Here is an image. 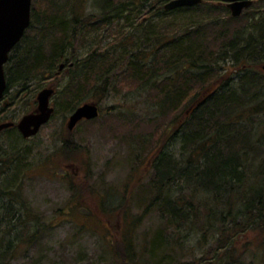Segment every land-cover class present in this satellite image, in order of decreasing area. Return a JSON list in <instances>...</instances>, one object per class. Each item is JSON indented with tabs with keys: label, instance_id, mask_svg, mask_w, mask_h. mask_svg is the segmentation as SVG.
I'll list each match as a JSON object with an SVG mask.
<instances>
[{
	"label": "trees",
	"instance_id": "obj_1",
	"mask_svg": "<svg viewBox=\"0 0 264 264\" xmlns=\"http://www.w3.org/2000/svg\"><path fill=\"white\" fill-rule=\"evenodd\" d=\"M165 1L170 0H99L102 12L83 18L88 0H33L31 25L5 66L6 92L27 93L37 80L55 77L64 63L71 80L62 93L72 113L121 67L122 80L144 96L152 119L176 114L178 123L166 124L158 140H147L154 175L137 189L145 185L151 194L139 218L155 211L160 224L139 251L130 236L118 242L119 259L189 264L179 254L182 240L193 237L205 248L193 264H264V72L254 68L264 62V0H254L240 16L222 0L170 10ZM198 10L186 13L176 30L165 21L166 15L185 14L172 12ZM114 33L125 46L103 45ZM40 81L33 97L44 87ZM1 111L0 122L16 121L2 106ZM9 130L13 141L20 140L17 128ZM22 196L20 184L1 192L0 209L13 206L14 198L20 204L1 213L0 264H12L21 244L41 237L40 215L30 214ZM250 233L259 236L252 247L258 260L247 262L254 245Z\"/></svg>",
	"mask_w": 264,
	"mask_h": 264
},
{
	"label": "rangeland",
	"instance_id": "obj_2",
	"mask_svg": "<svg viewBox=\"0 0 264 264\" xmlns=\"http://www.w3.org/2000/svg\"><path fill=\"white\" fill-rule=\"evenodd\" d=\"M258 4L261 3L258 2L254 7ZM37 5L43 6L41 3ZM86 6L87 13L82 14L83 18L94 12H102L99 0H88ZM193 12L202 11L172 12L185 14L166 15L165 21L168 26L170 22L173 23V29L176 30L184 22L186 13ZM102 34L103 32H99L96 38L101 39ZM33 35L34 33L30 37ZM92 38L93 35H90L87 46ZM118 38L114 33L103 45L107 42L119 43L123 39ZM122 43L125 46L126 40ZM263 64L264 62L254 65V68L264 72ZM231 65L229 62L227 66ZM234 69L238 68L235 66ZM120 70L121 67H118L113 72L106 86L96 88V93L85 95L87 97L82 103L97 102L100 115L81 121L73 131L67 126L71 114L68 113L70 104L62 93L65 84L71 80V73L58 68L55 70V77L37 80L40 81L39 84L44 83V87L53 84L57 89L52 98L56 111L51 120L37 135L31 138L21 137L18 141L12 140L9 129L1 131L0 154L6 162L0 169L3 171L5 168L4 175H0V196L7 186L20 184L22 198L29 211L31 210L30 214L38 213L43 225L41 237L32 244H21L12 264H125L119 259L121 254H118V242H123L125 237L130 236L135 239L138 250L145 237L152 234L160 224L155 211H151L145 218H139L151 194L145 190V185H142L141 191L137 189L139 182L149 183L154 175L151 171L153 157L147 154L151 148L147 140H158L164 126L175 121L176 114L159 116L158 120L152 119L150 116L153 114L145 105L144 96L136 94L129 81L122 80L123 73ZM224 72L225 70L222 71ZM38 82L29 85L27 93L13 95V91L7 95V100H14L7 107L2 105L7 110L8 117H16L14 120L18 121L23 114L35 107L40 89L36 96L33 97L32 94ZM3 113L5 111H1L0 115ZM177 123L178 120L172 127L175 128ZM15 138L19 139L18 136ZM68 138L73 141L63 146L61 140ZM12 150L19 151L14 154L13 167L7 169L10 165L8 151ZM59 170L61 172L57 175ZM15 189L13 193H17ZM4 201L6 202L5 199ZM11 204L13 206L0 209V220L1 213L15 209L20 203L14 198ZM108 206L114 208L109 211ZM20 233L23 235V228ZM247 238L254 245L251 244L247 249L246 260L256 261L258 259L253 255L252 247L256 248L259 236L250 233ZM182 246L184 251H180L179 258L181 262L189 264H193L205 251L204 247L196 245L193 237L183 239ZM238 246L243 249L244 243L240 242ZM186 248L189 251L186 252ZM257 251L259 256L258 247ZM145 253L152 256L151 251L147 250ZM153 262H147L141 256L138 258V264ZM126 264L134 263L129 261Z\"/></svg>",
	"mask_w": 264,
	"mask_h": 264
},
{
	"label": "water",
	"instance_id": "obj_3",
	"mask_svg": "<svg viewBox=\"0 0 264 264\" xmlns=\"http://www.w3.org/2000/svg\"><path fill=\"white\" fill-rule=\"evenodd\" d=\"M226 2L233 16L242 15L254 0H222ZM202 0H170L165 4L167 10L183 6H192ZM33 0H0V102L7 89L5 65L14 47L20 43L27 29L31 25ZM64 64H61L60 70ZM264 69V64L262 65ZM56 89L53 85L44 87L38 92V106L35 111L24 114L18 122L0 123V131L16 125L24 138H31L38 134L41 127L52 118L55 107L51 105V98ZM7 105V102H5ZM100 107L95 101L85 102L78 106L69 116L68 128L73 130L83 119L99 117Z\"/></svg>",
	"mask_w": 264,
	"mask_h": 264
},
{
	"label": "flooded vegetation",
	"instance_id": "obj_4",
	"mask_svg": "<svg viewBox=\"0 0 264 264\" xmlns=\"http://www.w3.org/2000/svg\"><path fill=\"white\" fill-rule=\"evenodd\" d=\"M62 64H64V63H62ZM70 65H73V63H70ZM61 66V65H60ZM65 68V64H64V66H63V68L61 69V70H63ZM53 85V84H52ZM54 87H55V85H53ZM45 87H47V86H45ZM44 87H42V89H43ZM55 89H56V87H55ZM41 90V89H40ZM39 90V91H40ZM7 91V90H6ZM38 91V92H39ZM57 93V89H56V92H55V94ZM55 94L53 95V97L52 98H54V96H55ZM7 95H8V93L7 92H5V95H4V97L2 98V100H1V102H0V107L3 105L4 107H7L9 104H10V100H7ZM37 95H38V93H37ZM52 98H51V105H53L52 104ZM5 102H7V105H5ZM35 107L30 111V112H32V111H35L36 110V108H37V106H38V102H37V96H36V100H35ZM54 106V105H53ZM55 107V106H54ZM55 111H56V107H55ZM55 111H54V113H55ZM27 113H29V112H27ZM26 114V113H25ZM24 115V114H23ZM54 115V114H53ZM83 120H86V119H83ZM82 120V121H83ZM3 122H10V121H2V122H0V123H3ZM14 122H16L17 123V121H14ZM81 122V121H80ZM78 125V124H77ZM76 125V126H77ZM44 126V125H43ZM42 126V127H43ZM67 126H68V124H67ZM13 127H15V128H17V126L16 125H14V126H11V128H13ZM10 127H8V128H4V129H2L1 131H3V130H5V129H9ZM18 129V128H17ZM69 129V128H68ZM19 130V129H18ZM41 130V129H40ZM70 130V129H69ZM74 130V129H73ZM73 130H70V131H73ZM0 131V133H2ZM20 132V131H19ZM40 132V131H39ZM38 132V133H39ZM20 134H21V132H20ZM21 136L23 137V135L21 134ZM24 138V137H23ZM67 142V143H66ZM68 143H70L69 141H65V139H62L61 140V144L64 146L65 144H68ZM15 151L14 150H12V151H8V158H9V162H10V165L8 166V168L7 169H10L11 167H13L12 165H13V162H15L14 160H15ZM0 157H1V154H0ZM5 160L3 159V158H0V169L1 168H3L4 167V164H5ZM5 169V168H4ZM4 169H3V171H0V175H4V173H5V171H4ZM62 169H64V168H62ZM61 172V170H59V171H57V175H59V173Z\"/></svg>",
	"mask_w": 264,
	"mask_h": 264
}]
</instances>
